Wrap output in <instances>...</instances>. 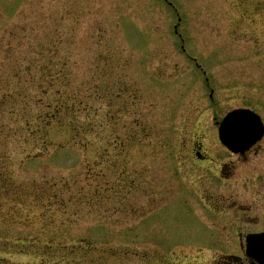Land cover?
Wrapping results in <instances>:
<instances>
[{
  "label": "rangeland",
  "instance_id": "obj_1",
  "mask_svg": "<svg viewBox=\"0 0 264 264\" xmlns=\"http://www.w3.org/2000/svg\"><path fill=\"white\" fill-rule=\"evenodd\" d=\"M239 108L264 123V0H0V264L222 262L199 249L239 235L208 234L205 208L161 187L174 153L232 159L216 123ZM253 149L209 181L255 198L264 137Z\"/></svg>",
  "mask_w": 264,
  "mask_h": 264
},
{
  "label": "flooded vegetation",
  "instance_id": "obj_2",
  "mask_svg": "<svg viewBox=\"0 0 264 264\" xmlns=\"http://www.w3.org/2000/svg\"><path fill=\"white\" fill-rule=\"evenodd\" d=\"M199 150H192L182 153H174V159L184 158V161H175L177 166H182L186 170L182 173V178L188 177V181L183 182V188L178 190L177 196L182 194L183 202H195L202 205L207 211L206 215L197 214V217L205 218L204 222L200 219V222L204 226L209 227L207 233L211 235H219L221 237H227L230 235H239V238H243L249 234L263 233L264 232V183L254 184L249 188L252 195L255 198H233L232 193L219 191L217 185L209 181L210 175L217 176L221 179H230L234 176L235 160L241 164H251L249 161V155L252 153L247 152L244 155L234 156L231 160L222 161L211 156V153L203 152L198 146ZM254 154L259 155L258 152ZM172 163V162H170ZM204 164L208 169V175H198L195 177L193 173H190V165L192 164ZM224 176V177H223ZM206 177V178H205ZM195 178V179H194ZM257 180L258 178L255 177ZM191 180V181H189ZM177 186V185H176ZM174 187H170L169 197L172 200H178L173 192ZM233 192V191H231ZM199 194L204 198L194 200L192 198L197 197ZM234 195V194H233ZM168 197V198H169ZM207 198V200H205ZM206 217L209 219L207 221ZM235 230V231H234ZM222 253L224 260L216 264H260L258 261L249 258L246 254V248L243 243H240L237 250L227 249L228 252L221 249H217Z\"/></svg>",
  "mask_w": 264,
  "mask_h": 264
},
{
  "label": "water",
  "instance_id": "obj_3",
  "mask_svg": "<svg viewBox=\"0 0 264 264\" xmlns=\"http://www.w3.org/2000/svg\"><path fill=\"white\" fill-rule=\"evenodd\" d=\"M263 135V126L257 115L248 110L229 114L220 127V139L231 150L243 152Z\"/></svg>",
  "mask_w": 264,
  "mask_h": 264
},
{
  "label": "trees",
  "instance_id": "obj_4",
  "mask_svg": "<svg viewBox=\"0 0 264 264\" xmlns=\"http://www.w3.org/2000/svg\"><path fill=\"white\" fill-rule=\"evenodd\" d=\"M110 62H111V60H110ZM108 94L107 93H104V94H102V92H101V90L99 91V95H98V98L97 99H103V97H106ZM103 96V97H102ZM74 106H71L70 107V110H71V112L72 113H76L77 111H74ZM96 115V114H95ZM47 117H49V116H47ZM46 117V118H47ZM51 118V117H50ZM43 119V118H42ZM49 119V118H48ZM39 126V125H38ZM21 134H23V135H33V131H32V129H31V127L28 125V123H26V127H25V130H23L22 129V131L20 132ZM39 133V132H38ZM27 140V139H26ZM3 160V159H2Z\"/></svg>",
  "mask_w": 264,
  "mask_h": 264
},
{
  "label": "bare ground",
  "instance_id": "obj_5",
  "mask_svg": "<svg viewBox=\"0 0 264 264\" xmlns=\"http://www.w3.org/2000/svg\"><path fill=\"white\" fill-rule=\"evenodd\" d=\"M245 238H246V237H245ZM245 238H244V239H245ZM256 243H257V242H254V244H256ZM245 246H246V245H245Z\"/></svg>",
  "mask_w": 264,
  "mask_h": 264
}]
</instances>
